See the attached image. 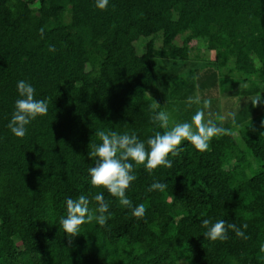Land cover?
Returning <instances> with one entry per match:
<instances>
[{"label": "trees", "instance_id": "obj_1", "mask_svg": "<svg viewBox=\"0 0 264 264\" xmlns=\"http://www.w3.org/2000/svg\"><path fill=\"white\" fill-rule=\"evenodd\" d=\"M193 41L214 57H193ZM184 65L226 96L264 98V0H109L107 10L96 0H0V264H264V102L234 129L223 122L232 134L207 151L185 141L172 168L135 167L126 196L145 206L142 219L91 187L95 132L141 141L163 132L150 106L169 105V80ZM20 80L48 102L23 138L8 128ZM156 181L166 189L149 192ZM98 192L107 226L85 223L69 244L67 199L85 195L94 210ZM204 219L247 223L248 239L230 230L207 240Z\"/></svg>", "mask_w": 264, "mask_h": 264}, {"label": "clouds", "instance_id": "obj_2", "mask_svg": "<svg viewBox=\"0 0 264 264\" xmlns=\"http://www.w3.org/2000/svg\"><path fill=\"white\" fill-rule=\"evenodd\" d=\"M109 0H96V7L99 10H107ZM41 37L44 28L40 30ZM48 50L55 52V46L49 45ZM18 94L21 97L15 102V111L8 124V128L18 138L26 135L27 128L32 121L38 117L47 115L48 102L44 99L35 98V88L28 82L20 80L17 82ZM253 107H258L264 98L261 96L253 97L251 100ZM188 107L192 104L200 105L190 122L175 123L169 127L170 116L165 111H156L160 104L156 101L150 108L153 112L152 122L164 131H156L146 141H141L135 133L118 134L116 131L97 130L95 135L101 143L90 145L89 157L95 166H91L88 171L91 177V187L95 189H105L117 198L122 207L130 208L132 215L137 219H142L146 209L143 204L133 207L132 201L126 196L127 189L136 179L133 174L135 167L144 166L145 170L152 174L159 167L172 168L173 161L168 159L171 155L176 157L180 154L181 145L187 141L197 151L205 152L209 149L210 143L214 138L222 135H231V129L222 126L224 117H220L218 124L213 119H205L206 111L211 107L210 100H203L199 96L189 97ZM232 122L235 123V114ZM261 128H264V120L261 121ZM264 135V133H261ZM167 184L164 182H153L148 191H164ZM93 199L97 203L94 210L89 209L90 200L85 195H80L77 199L68 198L66 201L67 216L61 217L60 225L67 234L69 244L72 243L71 237L80 235V228L85 223L95 221L99 226L106 227L108 216V204L105 202L103 192H98ZM202 227L206 229L204 237L212 242H224L229 239L228 232L231 230L237 237L248 239L245 231L247 223L241 227L235 223H228L224 219L216 220L204 219ZM260 252L264 253V245H261Z\"/></svg>", "mask_w": 264, "mask_h": 264}, {"label": "rangeland", "instance_id": "obj_3", "mask_svg": "<svg viewBox=\"0 0 264 264\" xmlns=\"http://www.w3.org/2000/svg\"><path fill=\"white\" fill-rule=\"evenodd\" d=\"M153 38L156 47L160 48L161 40L159 36L156 35ZM146 41L147 39L139 41L137 43V48L143 50ZM175 42L180 44L181 38L177 37ZM190 45L194 48L191 52L193 57L200 58L203 61H207L208 59L214 57L213 53L209 50H206L203 46L204 44H202L200 41H193L190 43ZM192 67L195 66L184 65L180 71L175 73L178 75V78H174L173 74V77L169 80L171 84L175 83L171 90L172 96L170 99H168L169 105H167V107L164 109V111L170 116L169 127H172L175 123L190 122L191 117L195 114L197 109L202 107V103L200 105L192 104L191 107H188L186 102L189 97L199 96L201 101L205 99L210 100L211 107L205 110V119H213L219 124L220 117H224L225 119L223 122L228 121L227 124L231 129H234L236 125L239 124V121L243 120L245 116L250 115V113H256L260 108L263 107L261 104L258 107H253L250 101L252 97L250 98L249 96H226L225 94H222L220 85L216 83V79L213 78V82L211 81L212 78H207L206 75L203 77L202 73L199 75L198 69H195V72H189V69ZM180 81L182 83H179ZM199 83L201 88L198 87ZM230 89H233V87L231 86ZM233 113L235 114L234 124L232 122V116L230 115ZM250 159L253 163V166L257 167L258 161L252 157ZM182 264L187 263L182 261Z\"/></svg>", "mask_w": 264, "mask_h": 264}]
</instances>
